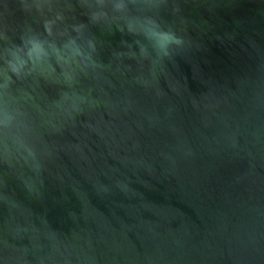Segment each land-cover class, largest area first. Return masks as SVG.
<instances>
[{
  "label": "water",
  "instance_id": "obj_1",
  "mask_svg": "<svg viewBox=\"0 0 264 264\" xmlns=\"http://www.w3.org/2000/svg\"><path fill=\"white\" fill-rule=\"evenodd\" d=\"M0 264H264V0H0Z\"/></svg>",
  "mask_w": 264,
  "mask_h": 264
}]
</instances>
